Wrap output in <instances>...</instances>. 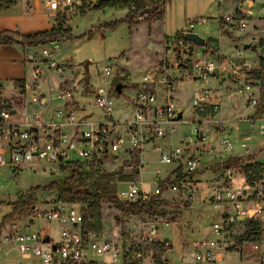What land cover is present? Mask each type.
<instances>
[{
	"label": "built area",
	"instance_id": "built-area-1",
	"mask_svg": "<svg viewBox=\"0 0 264 264\" xmlns=\"http://www.w3.org/2000/svg\"><path fill=\"white\" fill-rule=\"evenodd\" d=\"M80 2L46 0L50 10L61 12L72 5L80 6ZM217 2L219 6L231 3L233 7L231 14H219L215 18L219 34L235 43L233 51L225 55L206 41L205 46H201L204 51L197 59L186 56L191 61L190 67L184 68L186 74L210 80L215 86L193 91L191 104L199 118L189 121L191 133L184 135L178 146L167 150L159 145L151 148L158 153L161 164L175 167L164 177L160 169L155 170L149 192L141 188L144 166L141 156L145 147L149 142L165 139L169 134L167 127L172 129L184 120L177 117V109L168 96V99L161 98L155 90L145 86L136 91L132 117L115 119L109 96L113 81L109 65L101 72L103 87L94 90L90 98L99 112L94 120L77 119L75 107L67 103L65 95H58L59 106H47L43 93L35 89L36 81L21 80L16 90L12 86L10 95L5 94L0 84V168L10 169L11 177H14L27 163L46 162L64 172L69 166L77 165L101 169L97 165L106 162L111 167L106 174L117 178L110 183H116V198L123 204L138 199L152 200L163 191L179 192L185 203H190L198 193L192 176L206 168L204 160L215 161V176L207 185V201L217 210V218L210 225L212 239L204 242V248L192 251L190 264H225L224 259L228 256L240 257L246 250L261 253L258 264H264V251L261 250L264 228L258 237H246L248 229L264 226V163L258 172L249 171L252 180L246 178L239 166L225 165V161L235 158L241 159L240 165H246L250 155L248 141L254 140L256 135H262L264 145V35L249 37L247 41L242 38L248 29L253 32L254 23L263 27L258 31L264 34V0ZM162 7L163 4L160 9ZM129 9L134 10L133 5ZM194 23H204V19L188 23L186 30L177 34L188 42V47L193 44L186 39L185 33L193 32ZM238 35L241 37L237 38ZM247 44L249 48L244 49ZM188 47L182 54H186ZM28 48L25 63L38 76L37 81L46 75L45 71H63L69 62L57 63L54 47ZM245 51H252L254 60L247 58ZM180 60L187 63L185 58ZM155 82L164 84L166 76L160 75L156 81L153 75L143 77L144 84ZM224 83L229 86V93L243 99L245 114L234 120L224 117L222 101L227 94L222 87ZM33 93L36 94L34 97ZM28 94H31L32 103L28 102ZM15 96L23 100L22 107L15 104L12 99ZM27 109L32 111L27 114ZM235 124L241 133H235ZM125 170L129 176L137 175L126 179ZM235 174L238 179L244 178L237 189L230 185ZM31 212L32 218L50 225L49 232L27 228L8 231L0 238L5 245L15 246L21 257L33 264H143V252L150 246H164L165 252L172 250L171 242L157 236L160 231L170 228L167 216L157 223H142L140 237L127 249L123 242L108 237L107 231L92 230L84 225L82 211L72 204L56 201L46 209L33 205ZM127 257L132 259L130 263H126ZM163 261L171 264L165 257Z\"/></svg>",
	"mask_w": 264,
	"mask_h": 264
},
{
	"label": "rangeland",
	"instance_id": "rangeland-1",
	"mask_svg": "<svg viewBox=\"0 0 264 264\" xmlns=\"http://www.w3.org/2000/svg\"><path fill=\"white\" fill-rule=\"evenodd\" d=\"M138 1L142 3V8H139L142 11H148L151 8L150 3L154 2V0ZM73 2L76 3L78 0H73ZM80 3V6L79 4L77 6L72 5L70 9L64 12H53L45 8L43 3L34 8L32 0H23L22 5L19 4L16 13L18 22L3 23V28L7 31H15L20 35L50 31L57 26L68 29L70 36L65 40L58 41L57 44L60 48L55 49L57 63L68 57L72 58V61H69L70 64L67 61L68 63L65 64L63 71H45L46 75L41 77V81H37L38 76L30 71L28 65L24 63V69H22L17 63L9 66L8 63L4 62L0 65V70L13 68L19 73H23L27 83L36 81L38 86L32 88L39 92L43 90L42 88H45L43 95L47 106L52 107V100L58 99L55 96L52 99V94L56 92L58 95H65L67 101L73 99L70 102L74 104L77 119L83 117L86 120H94L98 118L99 112L93 106L90 98L93 90L103 87L101 72L104 66L109 65L111 66L113 79H120L123 85L127 86L122 92V97H116L115 93L109 94L113 98L111 105L114 118L120 120L131 118L133 97L137 90L145 86L146 89L155 90L161 98L168 96L172 101L177 98V102L182 104L181 107H177V112L184 110L183 118L193 120V117L196 116L192 115L190 107L192 91L210 88L215 85L210 80H191L190 73L186 74L182 71L185 69L179 65L177 60L185 58L188 63L187 68H189L191 61H188L187 57L193 60L192 57L198 51V46L190 45L188 47L187 41L178 35H174L186 30L188 23L203 18L204 23H194L193 33L219 41L221 52L226 55L231 54L235 43L226 40L223 34H219L217 30L218 23L215 19L219 14H231L233 9L231 3H224L219 6L217 0H164L163 17L158 21H152V24L144 20L147 17L146 15L135 18L133 21L126 20L125 18L130 10H128V4L120 5V7L94 8L91 7L90 3L82 4V0ZM135 7L139 10L137 5ZM255 12L256 16L258 13ZM252 26L254 27L253 32L251 28L248 29L245 36L243 32V40L247 41L246 39L249 37L264 35L258 31L263 28L262 26L257 23ZM240 37L238 35L237 38ZM206 41L209 40L206 39ZM13 43H0L3 48L0 50V55L10 57L18 55L17 49L12 48L13 50H11L8 46H4ZM208 43L212 48L216 47L215 42L210 40ZM187 47L186 54L185 52L182 54V51H186ZM245 56L251 60L255 58L252 51H245ZM148 74L153 75L155 81L160 75H165L166 82L164 84L160 82L144 84L143 77ZM86 82L89 84L88 88H86ZM16 86L20 85L14 84L15 90L17 89ZM222 87L226 91L227 84L224 83ZM4 89L6 95L12 94L11 85H6ZM34 95L36 94L33 93V97ZM12 99L19 107L24 104L23 100L16 96ZM231 100H235L237 104L233 106ZM31 101V94H28V102ZM222 108L226 119L232 117L236 119L245 114L240 99L229 96V94L224 95ZM31 111L32 109L26 110L27 114ZM21 115L24 116V113ZM190 133V125L181 122L174 127L172 133L167 135L165 139L158 142H149L146 145L141 156L144 162L141 188L144 192L151 190L155 170L160 169L164 177L175 167V165L161 164L158 153L151 151V148L156 145L161 146L163 150L174 148L182 141L184 134ZM249 144L251 149L256 144L260 150L258 159L261 163H264L262 135H256L254 143L251 141ZM213 162L215 164V161ZM97 167L101 169L95 166L81 165V173L75 175V184L80 188L91 191L94 198L92 201L90 199L81 201L75 206L81 208L88 226L92 230L107 231L108 237L123 242L125 248L129 249L134 240L140 237V225L142 223H157L165 217L160 216L158 213L156 215H131L128 212H120L115 205L109 203L102 195V190L105 188L116 195V183L114 185L110 181L117 178L114 176L104 177L106 170H111L108 163L103 162ZM127 171L125 170L126 179H132L137 175L129 176ZM62 173L57 166L46 162L27 163L20 168V171L14 177H11L10 169L0 168V223L7 215L12 213L11 205L13 203L17 201L27 203L18 218H15L14 215L10 219L11 221L6 223L9 226L8 228L3 225L0 227V236L8 231H19L22 228L32 214L31 209L28 207L32 202L41 209H45L46 206L57 200L58 190L49 189V186ZM121 173H124V171L122 170ZM236 175L230 182L234 189L240 188L244 182V180L238 179ZM65 176H68V174H65ZM199 191L204 196L208 195L205 183L199 185ZM160 200L166 201L168 204L160 205L158 209H163L165 216L178 223L176 234L173 232L176 226L157 234L161 237L160 239L169 240L172 243V253L169 251L170 249H166L164 253L159 251L158 246H150L143 252V264L163 263L166 255L172 264H189L188 262L181 263L180 258L188 259L193 248L198 250L197 242L194 243L196 246L192 248L191 246L194 245H190L191 241L204 238L203 242H205L212 239L207 238L210 237V225L217 218V210L212 209L205 197L203 201L195 199L192 203H184L183 195L174 191H163L161 195L152 199V202L157 205ZM117 218L120 219V222L117 221ZM34 224L35 231H38L40 227H43L44 231L47 229V226L39 220H34ZM203 242L199 243L200 246L204 244ZM0 247V264H33L23 259L15 246L5 245L1 238ZM261 250L264 251V240L261 241ZM182 252H184V256L180 257ZM260 256L261 253L259 252L254 253L246 250L240 257L228 256L224 259V262L225 264H258L261 260ZM130 257L125 258L126 263L132 261Z\"/></svg>",
	"mask_w": 264,
	"mask_h": 264
},
{
	"label": "trees",
	"instance_id": "trees-1",
	"mask_svg": "<svg viewBox=\"0 0 264 264\" xmlns=\"http://www.w3.org/2000/svg\"><path fill=\"white\" fill-rule=\"evenodd\" d=\"M82 1H83L82 4L90 3L92 5L91 7L94 8L120 7V5H126V4L129 5V8L131 5H133L134 7L135 5H137L138 9L142 8V3L139 2L138 0H82ZM163 2L164 0H154V2L150 3L151 8L148 11H142L141 9L137 10L135 7L134 10H129L125 19L128 21H133V19L135 18H141L144 15H146L147 17L144 20H146L147 22L158 21L163 17V10L160 9V6L161 4H163ZM17 3L18 0H0V13L14 8L17 5ZM137 11H139V13H137ZM69 36H70V31L68 29H62L61 26H57L55 29H52L50 31H44L29 35H20L17 32L4 30L0 32V43L15 42L18 45H23L25 47H36V46L54 44L60 40L67 39ZM177 62L181 67L183 68L187 67V63H182L180 58L177 60ZM15 83L19 84L20 81H15ZM88 85H89L88 82H86V88H88ZM125 88H126L125 85L118 84V81L115 79L114 83H112V88L110 92L115 93L117 96H119L122 94V90ZM240 162L241 159L238 158L228 159L227 161H225V165L226 167L239 166V170L242 173H244L246 178L248 180H252V176L248 174L249 171H252L253 173L258 172V169L261 166V164L256 163V164L240 165ZM80 167L81 165H77L74 167L69 166L67 170L64 171L62 175H60L58 179L52 182L51 185L49 186V189L58 190V198H57L58 202L68 203L75 206V204L80 203L81 201H86L88 199H90L91 201L94 200L91 191L85 188H80L78 185L75 184L74 177L75 175L81 173ZM65 174H68V176H65ZM110 175L111 174L105 173L104 177L108 178L110 177ZM102 195L106 198V200L109 203L115 205L120 212H128L131 215H139V214L156 215L158 213L160 216H165V211L163 209H158V206L168 204L166 201L160 200L159 202H157V205H155L152 202V200L143 201L139 199L134 202L123 204L117 200L116 195L109 192V190L106 188L102 190ZM26 205L27 203H23L20 201L13 203L11 205L12 213L4 218L2 223H0V227L6 224L7 222L11 221L10 219L13 218L14 215L15 218H18V215L21 214L22 209ZM33 205H35L34 202H32L28 206L29 209H31ZM79 209L81 210V208ZM117 221L120 222V219L117 218ZM169 221H170V227L176 226V228L173 230L174 234H176L177 222H175L173 219H169ZM84 225L88 226L85 217H84ZM263 228L264 226L261 228H257L256 226H254L252 229H248L246 232V237L260 236V234H262L261 231ZM171 248L173 249V246ZM159 249H160L159 251L165 253L164 247H159ZM165 258H167L168 260L167 256ZM160 264H164V263H160Z\"/></svg>",
	"mask_w": 264,
	"mask_h": 264
},
{
	"label": "crops",
	"instance_id": "crops-1",
	"mask_svg": "<svg viewBox=\"0 0 264 264\" xmlns=\"http://www.w3.org/2000/svg\"><path fill=\"white\" fill-rule=\"evenodd\" d=\"M22 2H23V0H18V3H17V5L14 7V8H12V9H10V10H6V11H3V12H1L0 13V32L1 31H4V30H6L5 28H3L4 26H3V23H6V22H16L17 21V16H16V13H17V10H18V8H19V4H21L22 5ZM40 3H43V6L45 7V8H47L48 10H50L48 7H47V4H46V1H43V0H32V4H33V7L34 8H36L38 5H40ZM42 6V5H41ZM129 10V9H128ZM50 11H52V10H50ZM53 12H55V11H53ZM18 22V21H17ZM150 23V22H149ZM148 23V24H149ZM150 24H152V22L150 23ZM20 29H22V28H20ZM13 32H15V31H13ZM182 31H180V32H178L177 34H179V33H181ZM176 34V35H177ZM201 36V35H200ZM202 37H204V36H202ZM205 39H207V40H209V42H210V40L211 41H213V42H215V44H216V47H213V48H215V49H218L220 52H221V50H220V46H219V41H216V40H213V39H211V38H206V37H204ZM227 40V39H226ZM4 46H8L9 48H11V50H13L12 48H14V49H17L18 50V52H19V54L18 55H15V56H13V57H10V56H3V55H0V65H2L4 62H6V63H8V65L9 66H12L11 64H13V63H17L18 64V66L19 67H21L22 69H24V65H23V63L26 65V63H25V57H26V52H27V48L28 47H25V46H23V45H18L17 43H13V44H10V45H4ZM48 46H50V47H54V48H56V49H58V48H60L59 46H58V44L57 43H54V44H51V45H46V46H36V47H34L35 49H41V48H45V47H48ZM197 47V46H196ZM3 48L0 46V50H2ZM233 50V49H232ZM204 51V49H203V47H198V51H196L195 52V54H194V56L192 57L193 58V60H195V59H197L199 56H200V54L202 53ZM222 53V52H221ZM1 54V53H0ZM226 55V54H225ZM55 60H56V57H55ZM67 61H72V58H70V57H68V58H66L65 60H62V61H60L59 63L60 64H63V63H66ZM20 68V69H21ZM183 68V67H182ZM184 69V68H183ZM184 73H186V71L185 70H182ZM22 72V71H21ZM194 77L195 76H191V80H195L194 79ZM25 78V76L23 75V73H19L18 71H16L15 69H13V68H7V69H5L4 71H1L0 70V84L1 85H3V87L5 88V86L6 85H11V86H13V83L15 82V81H21V80H25L24 79ZM113 80H115V79H113ZM117 81H118V84H121V85H123V83L120 81V79H117ZM182 85V84H181ZM228 85H227V87H226V90H227V94H229V96H233V97H235V98H238V99H240V101H241V104H242V106H243V99H241V98H239V97H237V96H234L232 93H229L228 92ZM126 88H127V86H126ZM125 88V89H126ZM43 90H41L42 92L41 93H43V92H45L44 90H45V88H42ZM94 91V90H93ZM92 91V92H93ZM124 91V89L122 90V92ZM195 91V90H194ZM192 93H193V91H192ZM192 93H191V96H190V107H191V113H192V115L193 116H196V117H193V119H198L199 117H198V114L196 113V111L194 110V108H193V106H192V104H191V98H192ZM44 94V93H43ZM123 94V93H122ZM122 94L121 95H119V96H116V97H122ZM136 94V93H135ZM47 95V94H46ZM55 96V98H57L58 97V94L55 92V93H53L52 94V99H53V97ZM134 97H135V95H134ZM134 97H133V100H134ZM113 99V98H112ZM56 100H58V101H56ZM55 101H53L52 100V102H51V105H52V107L54 106V105H57V106H59V104L61 103V100H59V99H56ZM72 100L73 99H70V101L72 102ZM70 101H68L67 103H69ZM71 102H70V104H71ZM127 103V102H126ZM173 103H174V105H175V107H176V109H177V107H181V103L180 102H177V98L176 99H174L173 100ZM231 104H233V106H235L236 104H237V102L235 101V100H231ZM74 105V104H73ZM131 106H132V112H133V101H132V103H131ZM180 113H181V118L184 120V123H186V124H188L189 125V121H191V120H189V119H184L183 118V116H184V110H181L180 111ZM223 113H224V110H223ZM98 117V116H97ZM132 117V116H131ZM82 118V117H81ZM83 119H85V118H83ZM116 119V118H115ZM230 120H234V117H232V118H229ZM237 119V118H236ZM117 120H120V119H117ZM126 120V119H125ZM168 128V131H169V134L168 135H170L171 133H172V131H173V129H174V127L171 129V127H167ZM234 128H235V133L238 131V132H240L241 133V130H240V128H238V126L235 124L234 125ZM185 135V134H184ZM183 135V136H184ZM167 137V136H166ZM253 143H254V141H255V138H254V140H251ZM250 141V142H251ZM250 142H248V147H249V150H250V155L248 156V158L247 159H249L248 161H247V164H262L261 163V161L258 159V157H259V153H260V150L257 148V146H256V144H255V147L253 148V149H251L250 148ZM238 152H240V151H238ZM240 154H241V152H240ZM203 155V157H205V156H207V154H202ZM204 161H206L205 163V165L204 166H206V168H203L202 170H200V171H198V172H196L193 176H192V179H193V181L195 182V187L198 189V193H197V195H196V198L195 199H198V200H201V201H203V199H204V197L206 198V201L209 199V196L208 195H206V196H204L200 191H199V185L201 184V183H205L206 184V188H207V185H208V183H209V181L215 176V173H214V167H213V165H214V162L213 161H207V160H204ZM205 177H208V178H205ZM141 178H142V176H141ZM205 178V179H204ZM239 179H242V178H239ZM204 180V181H203ZM242 180H244V178L242 179ZM208 193V192H207ZM194 199V200H195ZM57 201V200H56ZM55 201V202H56ZM54 202V203H55ZM183 202L185 203V201L183 200ZM193 202V201H192ZM192 202H190V203H192ZM53 204V203H52ZM51 205V204H50ZM49 205V206H50ZM49 206H46V208H48ZM45 208V209H46ZM34 220H39V221H41L42 223H44L46 226H47V229H46V231H44V229H43V227H40L39 229H38V231L39 232H44V233H47V232H49V230H50V225L47 223V222H45L44 220H41V219H37V218H32V215H30V218H28V220H26L27 222L22 226V228H20L19 229V231H23V230H26L27 228H34L35 229V224H34ZM178 224V223H177ZM3 226H7V224H4ZM9 226H7V228H8ZM166 231V230H165ZM209 235H210V237H208L207 239H209V238H212V233L210 232V230H209ZM203 240H204V238H202V239H196V240H193V241H191L190 242V245H194V246H191L192 248L193 247H195L196 245L194 244L195 242H197V245L199 246L198 247V249H202V248H204V245L202 244L201 246H200V242L202 243L203 242ZM169 241V240H168ZM170 242V241H169ZM204 243V242H203ZM1 248V247H0ZM194 249L195 248H193V251H194ZM171 253H172V250H171ZM191 254V253H190ZM182 256H184V252H182L181 253V256L180 257H182ZM230 256H233L234 258H235V256L236 255H230ZM27 260V259H26ZM29 261V260H28ZM29 262H31V261H29ZM180 262L181 263H186V262H188L189 264H190V255H189V258L188 259H182V258H180ZM172 264V263H171Z\"/></svg>",
	"mask_w": 264,
	"mask_h": 264
},
{
	"label": "water",
	"instance_id": "water-1",
	"mask_svg": "<svg viewBox=\"0 0 264 264\" xmlns=\"http://www.w3.org/2000/svg\"><path fill=\"white\" fill-rule=\"evenodd\" d=\"M185 37L188 41H190L193 45L201 47V46H205L206 44V40L204 37L200 36L199 34L193 33V32H187L185 33ZM249 48V44L244 45V49ZM29 48H27L28 50ZM196 77H194L195 79ZM115 80L112 81V83H114ZM178 118L181 117V113L178 112L177 115ZM33 209V206L31 207ZM47 237H45L44 241L47 242Z\"/></svg>",
	"mask_w": 264,
	"mask_h": 264
}]
</instances>
